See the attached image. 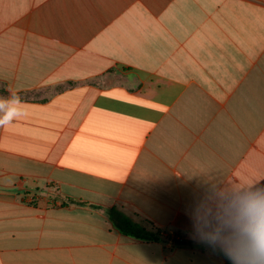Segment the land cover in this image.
I'll return each instance as SVG.
<instances>
[{
	"label": "crops",
	"instance_id": "crops-1",
	"mask_svg": "<svg viewBox=\"0 0 264 264\" xmlns=\"http://www.w3.org/2000/svg\"><path fill=\"white\" fill-rule=\"evenodd\" d=\"M11 94L0 264H226L186 213L206 182L264 179V0H0Z\"/></svg>",
	"mask_w": 264,
	"mask_h": 264
},
{
	"label": "clouds",
	"instance_id": "clouds-1",
	"mask_svg": "<svg viewBox=\"0 0 264 264\" xmlns=\"http://www.w3.org/2000/svg\"><path fill=\"white\" fill-rule=\"evenodd\" d=\"M18 94L0 98V128L27 116ZM264 179L209 183L187 209L193 239L230 264H264Z\"/></svg>",
	"mask_w": 264,
	"mask_h": 264
},
{
	"label": "trees",
	"instance_id": "trees-1",
	"mask_svg": "<svg viewBox=\"0 0 264 264\" xmlns=\"http://www.w3.org/2000/svg\"><path fill=\"white\" fill-rule=\"evenodd\" d=\"M70 203H75L70 201ZM107 214L113 223L115 229H117L122 235L130 237L139 241H157L160 239L161 235L159 232H153L148 230L146 227L139 223L133 222L130 218L125 216L122 212L116 208H111L107 210ZM176 245L186 244L180 240H174ZM226 264L230 262L226 259Z\"/></svg>",
	"mask_w": 264,
	"mask_h": 264
}]
</instances>
